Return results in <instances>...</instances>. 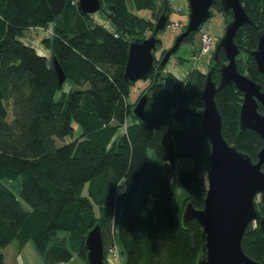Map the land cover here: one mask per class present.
Returning a JSON list of instances; mask_svg holds the SVG:
<instances>
[{"label":"trees","instance_id":"1","mask_svg":"<svg viewBox=\"0 0 264 264\" xmlns=\"http://www.w3.org/2000/svg\"><path fill=\"white\" fill-rule=\"evenodd\" d=\"M164 1L102 0L109 28L84 13L78 0H0V264H8L2 249L13 241L21 248L33 241L46 264H69L75 255L86 260V238L97 223L107 264L117 241L126 264H198L203 257L202 225L196 219L185 225L172 200L179 177L187 191L183 211L188 203L204 207L203 173L211 152L201 128L207 75L197 67L186 79L166 70L152 74L138 98L148 94L144 121L133 113L134 84L124 77L130 41L151 35ZM241 2L253 23L235 37L242 49L238 69L263 85L264 75L245 50H255L264 32V0ZM215 8L223 11L219 0ZM133 9L150 10V18ZM231 18L232 13L226 16ZM56 21L53 36L43 41L49 59L24 37ZM219 57L211 65L215 81L228 62L223 50ZM54 58L66 75L62 86ZM67 81L76 88L57 100ZM243 95L228 85L218 91L216 103L226 140L256 161L264 140L254 130H240ZM259 110L264 112L261 103ZM73 121L81 135L58 146L57 139L73 135ZM180 159L191 160L192 167L183 169ZM19 177L31 210L4 183ZM257 209L264 217L262 201ZM242 247L250 258L264 261L259 220L247 228Z\"/></svg>","mask_w":264,"mask_h":264},{"label":"water","instance_id":"2","mask_svg":"<svg viewBox=\"0 0 264 264\" xmlns=\"http://www.w3.org/2000/svg\"><path fill=\"white\" fill-rule=\"evenodd\" d=\"M227 21L224 34L219 39L214 60L220 62L219 54L224 51L228 62L220 66V78L212 77L213 67L206 76L203 90L204 110L201 121L202 133L211 145L206 159V180L208 183L204 207L196 209L188 203L182 214L185 225L196 219L203 227L204 254L198 264H264L250 258L243 250L242 239L253 221H260L264 233V217H261L256 198L261 196L264 203V146L258 153V160L231 145L223 134V117L216 103L218 91L234 84L244 95L240 110V130L257 132L264 140V84H257L238 69L237 57L242 52L236 43L238 30L245 24L253 23L241 0H219ZM84 13L94 14L103 7L102 0H78ZM217 0H188L189 14L186 28L176 37L171 48L159 60L155 51L159 49L160 34L166 29L172 13L169 0L164 1L152 33L148 37L133 38L129 44L128 62L124 77L130 84L148 80L152 74L159 75L166 69L171 56L185 39L200 28L214 15ZM252 55L258 70L264 75V32L260 33L255 50H245ZM59 77V85L66 81L63 68L53 59ZM148 94H144L133 109L134 115L144 121ZM88 264H107L104 250L102 227L97 223L86 238Z\"/></svg>","mask_w":264,"mask_h":264},{"label":"rangeland","instance_id":"3","mask_svg":"<svg viewBox=\"0 0 264 264\" xmlns=\"http://www.w3.org/2000/svg\"><path fill=\"white\" fill-rule=\"evenodd\" d=\"M158 1L160 2V0ZM169 3L173 10L170 15V20L179 22V25H172L171 23L167 24L165 31L159 35L162 41V46L159 47L158 52L161 49L168 50L169 48H171L176 40V37L186 28L188 22V14H189L188 0H169ZM129 7L131 9L133 8L130 5V3H129ZM104 9H107L106 3L104 5ZM104 9H101L100 11H97L96 13L93 14V18L95 21H97L98 20L97 18L101 16L107 18ZM133 11L141 17L150 18L151 15L150 10L133 9ZM226 24H227V20L225 13L215 8L213 17L200 28V30L197 32V36L195 37V39L191 41L183 42L179 50L171 56V59L168 62L165 70L174 73L170 69L172 68V65L177 64L176 70L177 71L180 70L181 73L183 71L185 73L184 74L185 77H187L190 71L196 67L201 68V70L207 75L210 71L212 61L216 62L214 60L216 46L219 39L224 34ZM52 32H54V30H52L51 32L49 31L47 34H49V36L51 37ZM206 32L210 33V35H212L213 37V44L210 48L208 49L206 48L207 50L203 48V39H202L203 38L202 35ZM196 50H197V55H194V52ZM179 58H183L184 61L179 62ZM147 84L148 81L140 80L136 84L132 85L129 101L135 103L140 97L142 90L146 87ZM73 88H76L75 84H73L70 81H67L63 89L57 91L55 98L57 100L60 99L64 91H68ZM73 127H74L73 135L66 137L65 140L57 139L58 146L71 142L77 139L81 135L82 128L76 121H73ZM149 154H150V158L153 160L155 158L154 151L151 150ZM179 162L181 163L183 169H188L193 165L192 161L188 159H180ZM203 176L206 178V171H204ZM4 183L15 192L23 207L26 208L27 210H31V206L24 200V198L21 195L22 177H19L15 180L5 179ZM186 196H187L186 188L182 184L181 179L178 177L173 200H172V205L175 208L176 213L178 215H181L183 213L184 201L186 199ZM259 201H262L260 195L257 196L256 203ZM152 205H153V201L150 203V206ZM66 234L67 233L65 231L59 232V235L61 236ZM116 246L119 250V257H114L113 259H115L118 262V264H126L127 258L126 255L122 253V245L120 241L116 242ZM2 252L7 257L8 264H46L44 262L41 252L39 251V249L37 248L36 244L33 241L28 242L23 248L20 247L18 241H13L9 246L2 249ZM69 264H88V263L83 258L75 255L70 260Z\"/></svg>","mask_w":264,"mask_h":264},{"label":"crops","instance_id":"4","mask_svg":"<svg viewBox=\"0 0 264 264\" xmlns=\"http://www.w3.org/2000/svg\"><path fill=\"white\" fill-rule=\"evenodd\" d=\"M98 20L96 21L97 23L100 24H104L109 28H113L112 24L108 21L107 18H104V16H101L99 18H97ZM57 24V21L53 24H50L47 28H34L31 29L29 31L26 32L24 40L27 44L33 46L40 55L45 56L49 59H51L52 54H51V50L48 49L44 44L43 41L44 39L50 38L49 34H47L49 31L51 32L52 30H54L55 26ZM53 36V32L51 37ZM177 64L172 65V68L170 70H172L174 72V74L179 77L180 79H186L187 77L184 76V72L179 70H176ZM201 69V68H199ZM6 257V256H5ZM108 263L110 264H118V262L109 257L108 256ZM6 261H7V257H6ZM8 262V261H7Z\"/></svg>","mask_w":264,"mask_h":264},{"label":"built area","instance_id":"5","mask_svg":"<svg viewBox=\"0 0 264 264\" xmlns=\"http://www.w3.org/2000/svg\"><path fill=\"white\" fill-rule=\"evenodd\" d=\"M74 3H76V0H74ZM172 25H179V22H176V21H171L170 22ZM202 39H203V48L205 50H207L208 48H210L213 44V37L212 35H210V33L206 32L202 35ZM207 48V49H206ZM108 256L109 257H119V250L117 248V246H114V247H111L109 248V251H108Z\"/></svg>","mask_w":264,"mask_h":264},{"label":"flooded vegetation","instance_id":"6","mask_svg":"<svg viewBox=\"0 0 264 264\" xmlns=\"http://www.w3.org/2000/svg\"><path fill=\"white\" fill-rule=\"evenodd\" d=\"M165 51H166V49H161L159 52H158V50H156L155 55L157 57V61L158 62L161 59V57L163 56V54H164ZM157 52H158V54H157Z\"/></svg>","mask_w":264,"mask_h":264}]
</instances>
